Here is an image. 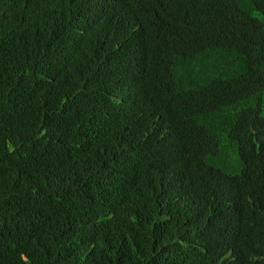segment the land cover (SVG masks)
<instances>
[{"label": "trees", "instance_id": "obj_1", "mask_svg": "<svg viewBox=\"0 0 264 264\" xmlns=\"http://www.w3.org/2000/svg\"><path fill=\"white\" fill-rule=\"evenodd\" d=\"M239 8L0 0V264H264V231L215 221L202 177L264 104L263 32ZM262 146L227 195L264 173ZM191 224L229 255L205 259Z\"/></svg>", "mask_w": 264, "mask_h": 264}, {"label": "clouds", "instance_id": "obj_2", "mask_svg": "<svg viewBox=\"0 0 264 264\" xmlns=\"http://www.w3.org/2000/svg\"><path fill=\"white\" fill-rule=\"evenodd\" d=\"M195 1H200L203 3L210 0ZM214 1L216 0H212V3ZM236 1L240 3V8L237 12L233 13L234 16L239 20H243L244 23L249 22L258 25L259 22L260 29L263 32V34H261L259 37L260 39H263L264 0ZM217 3L219 4V1ZM220 11H223L221 7ZM193 41L197 43L202 42L200 39L196 40L195 36L194 39H191L188 43H185L182 46L184 52H188L189 44ZM199 92L200 90L196 93ZM261 107H259V112L252 113L247 119H245V123L247 124V128L251 136L249 139L244 141V150L239 149L238 145L232 148H228V146L223 153H213L215 154L217 161H207L203 167V172L209 174L202 176L205 184L207 186L212 185L216 188V194L211 196L216 200V202L213 203L216 214L214 220L225 222L226 226L229 225L233 232L241 235V243L244 237H252L254 233L264 231V173L256 174L252 177L248 175L247 178H249L245 183H243V179L240 177L244 187L241 190L233 192L231 195H227V190L233 191L230 178L231 176H236L237 183L239 172L241 174L243 169V164L240 163L239 166L237 165V161L233 159L244 156L246 157L248 144L250 142L255 140L263 142L262 148L257 147V150L264 157V104H262ZM191 225L194 226V224ZM194 227L196 229V236L193 241V246L196 248H201L206 253L204 256L205 259L209 260V262H212L215 259V261L220 260L222 256L226 257L229 255V250H231V248L226 245V238H224L222 241H215L207 236H204L205 234H203L196 226ZM185 244H190V241H179V245L171 247V252L176 254L174 257L175 261L179 256L177 253L178 249L182 250ZM243 249H250L251 257L256 261V255L258 252H256L252 246ZM226 252L227 254H225ZM221 253H224V255H220ZM219 255L220 257H218ZM196 263L200 264V261Z\"/></svg>", "mask_w": 264, "mask_h": 264}]
</instances>
